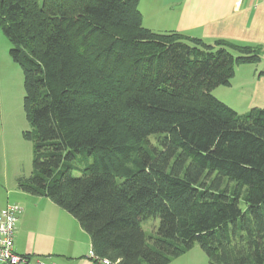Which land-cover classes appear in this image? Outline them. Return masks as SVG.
Wrapping results in <instances>:
<instances>
[{
	"label": "trees",
	"instance_id": "16d2710c",
	"mask_svg": "<svg viewBox=\"0 0 264 264\" xmlns=\"http://www.w3.org/2000/svg\"><path fill=\"white\" fill-rule=\"evenodd\" d=\"M139 1L0 0L32 143L17 186L73 216L97 258L168 264L198 244L208 264H264V109L211 94L261 47L154 32Z\"/></svg>",
	"mask_w": 264,
	"mask_h": 264
},
{
	"label": "crops",
	"instance_id": "0c3cea01",
	"mask_svg": "<svg viewBox=\"0 0 264 264\" xmlns=\"http://www.w3.org/2000/svg\"><path fill=\"white\" fill-rule=\"evenodd\" d=\"M237 1L140 0L138 8L142 25L154 32L176 31L207 42L223 39L260 46L249 106L264 109V0ZM34 198V205H27L24 216H18L15 252L45 257L55 264H99L93 257L90 237L77 220L50 199ZM32 208H39L38 215H28ZM168 264H208V260L193 246Z\"/></svg>",
	"mask_w": 264,
	"mask_h": 264
},
{
	"label": "rangeland",
	"instance_id": "374dc122",
	"mask_svg": "<svg viewBox=\"0 0 264 264\" xmlns=\"http://www.w3.org/2000/svg\"><path fill=\"white\" fill-rule=\"evenodd\" d=\"M11 47L0 30V208L7 204H17L22 208L19 214L21 218L27 211V205L32 207L33 201H36L34 197L39 196L27 195L17 186V178L30 175L32 143L23 138V132L29 129L23 109V72L9 55ZM256 68V64L236 66L230 85H219L212 89L211 94L239 114L248 111L251 108L249 102L252 99L253 74ZM157 139V136H150L149 141L156 144ZM88 161H91V158H88ZM83 163L74 160L77 167H81ZM72 174L78 176L80 173L75 169ZM38 212L39 208H32L28 215L34 217ZM158 225V217L141 222L147 236L154 235ZM194 247L205 255L198 244Z\"/></svg>",
	"mask_w": 264,
	"mask_h": 264
},
{
	"label": "built area",
	"instance_id": "2783aa9c",
	"mask_svg": "<svg viewBox=\"0 0 264 264\" xmlns=\"http://www.w3.org/2000/svg\"><path fill=\"white\" fill-rule=\"evenodd\" d=\"M239 3V0L237 1ZM22 208L7 204L0 209V264H55L45 257L18 254L14 250V232ZM99 264H117L106 258L93 256Z\"/></svg>",
	"mask_w": 264,
	"mask_h": 264
}]
</instances>
